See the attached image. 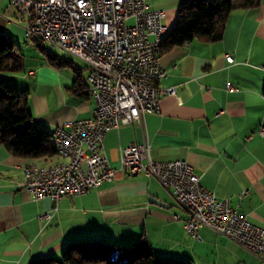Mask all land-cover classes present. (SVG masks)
<instances>
[{"label":"crops","instance_id":"obj_1","mask_svg":"<svg viewBox=\"0 0 264 264\" xmlns=\"http://www.w3.org/2000/svg\"><path fill=\"white\" fill-rule=\"evenodd\" d=\"M146 1L165 11L169 31L183 0ZM27 22L11 0H0V33L21 44ZM49 56L70 66L53 65ZM72 58L48 53L23 61L24 75L0 74L29 90L32 121L49 132L65 120L91 117L94 109L90 95L75 93L76 78L87 86L88 67ZM160 62L165 76L156 85L174 87L175 94L160 97L158 113L105 133L103 153L116 172L97 188L58 201L34 199L20 187L23 166H49L57 155L31 160L0 146V264L58 258L71 242L132 245L140 238L157 256L190 264H263L256 253L210 229L190 236L183 227L188 212L173 194L154 176L126 177L119 159L124 147L141 143L153 161L185 160L217 198L264 229V135L257 132L264 125V0L231 11L220 40L194 39L162 52Z\"/></svg>","mask_w":264,"mask_h":264},{"label":"built area","instance_id":"obj_2","mask_svg":"<svg viewBox=\"0 0 264 264\" xmlns=\"http://www.w3.org/2000/svg\"><path fill=\"white\" fill-rule=\"evenodd\" d=\"M11 3L27 17V42L39 40L86 64L94 101L91 117L65 120L53 129L72 151V159L49 170L23 167L20 187L34 199L53 201L87 193L112 180L116 172L103 153L105 133L146 113H158L160 97L175 94L174 87L156 85L165 76L160 50L155 48V39L163 37L167 28L165 11L150 8L146 0ZM225 59L233 62L231 55ZM225 86L233 89L230 82ZM257 132L264 135V125ZM148 153L147 145L130 143L120 153L119 170L126 177L154 176L168 189L188 212L183 227L190 236L197 238L200 229H210L256 253L264 264L263 228L251 223L228 199L217 198L185 160L157 162Z\"/></svg>","mask_w":264,"mask_h":264},{"label":"trees","instance_id":"obj_3","mask_svg":"<svg viewBox=\"0 0 264 264\" xmlns=\"http://www.w3.org/2000/svg\"><path fill=\"white\" fill-rule=\"evenodd\" d=\"M260 0H183L172 28L163 38L160 53L194 39L214 42L222 38L225 22L231 11L257 5ZM51 64L65 66L66 61L49 56ZM70 66V64H69ZM23 69L20 47L0 33V74ZM75 93L88 96L87 86L76 78ZM264 96V89H263ZM29 90L8 84L0 78V146L15 156L26 159H49L56 156L51 132L32 121L27 107ZM32 264H190L157 256L149 243L140 238L132 245L104 241L68 243L60 257L37 259Z\"/></svg>","mask_w":264,"mask_h":264},{"label":"rangeland","instance_id":"obj_4","mask_svg":"<svg viewBox=\"0 0 264 264\" xmlns=\"http://www.w3.org/2000/svg\"><path fill=\"white\" fill-rule=\"evenodd\" d=\"M128 24H131V21H128ZM17 44V43H16ZM20 47L21 53L23 55V61L26 63H29L30 61H33L35 58L40 59L45 57L46 54H55V55H61L63 57H67L65 53H63L61 50H59L56 47H51L48 44H43L40 42H32L28 43L27 39H24L21 44H17ZM76 63H81L79 62L76 58H72ZM23 70L15 73H11L12 76L18 75V74H23ZM10 74V75H11ZM5 82L8 84L16 85L19 88L23 89L24 87L19 84L18 80L14 79H3Z\"/></svg>","mask_w":264,"mask_h":264},{"label":"bare ground","instance_id":"obj_5","mask_svg":"<svg viewBox=\"0 0 264 264\" xmlns=\"http://www.w3.org/2000/svg\"><path fill=\"white\" fill-rule=\"evenodd\" d=\"M167 33H168V29L166 28L163 32V37H158L157 39H155L156 50H160L163 38L167 35ZM87 90H88L90 97L93 99V90H91V80L88 77H87ZM51 140L53 144L55 145L56 154L58 157V160L56 162H54L53 164L49 166H39L35 163H29V164L24 165L23 167H34L39 170H49L51 168H59L65 164V160L72 159V151L68 147L63 146V142L59 141L58 137H55V131L53 130L51 132Z\"/></svg>","mask_w":264,"mask_h":264}]
</instances>
